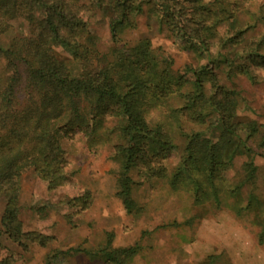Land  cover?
I'll use <instances>...</instances> for the list:
<instances>
[{
	"label": "trees",
	"instance_id": "16d2710c",
	"mask_svg": "<svg viewBox=\"0 0 264 264\" xmlns=\"http://www.w3.org/2000/svg\"><path fill=\"white\" fill-rule=\"evenodd\" d=\"M216 2L226 0H0V35L14 21L25 24L24 34L0 47V225L7 240L23 251L51 240L23 230L20 176L32 169L48 191L62 186L63 143L79 136L92 150L111 146L114 198L127 215L142 212L132 191L150 180L163 181L172 192L189 193L194 206L216 209L223 195L241 201L243 189L250 187L246 202L235 212L252 213L257 241L264 245V210L254 192L257 167L247 145L260 133L256 147L264 154V124L235 119L239 92L222 84L217 72L225 69L229 78L241 74L253 80L252 66L264 70V34L228 51L240 44L249 27L219 38V26L233 19L239 2H227L231 8L217 7ZM144 7L178 50L208 57L217 38V56L187 73L173 69L169 59L156 58L150 40L123 41L122 36L137 27ZM102 8L111 12L112 44L105 51L98 49V39L82 17ZM56 46L70 53L77 63L75 73L56 58ZM170 99L178 104L165 105ZM161 108L163 113L149 124L148 116ZM211 120L218 127L216 136ZM171 132L179 134L184 146L169 170L163 162L174 148ZM236 157L244 160L228 178ZM90 203L91 193L85 191L68 206L80 212ZM112 240L113 234L106 233L94 251L70 247L50 250L46 257L83 251L103 264H127L140 251L137 244L113 247ZM15 263L10 254L0 259V264ZM208 264H214V258Z\"/></svg>",
	"mask_w": 264,
	"mask_h": 264
},
{
	"label": "rangeland",
	"instance_id": "374dc122",
	"mask_svg": "<svg viewBox=\"0 0 264 264\" xmlns=\"http://www.w3.org/2000/svg\"><path fill=\"white\" fill-rule=\"evenodd\" d=\"M230 1L233 0H226L223 4L216 2L215 5L231 8L232 5L227 3ZM238 2V12L233 19L218 28L220 38L231 34L236 28L249 27L239 45L227 48L232 52L264 34V0ZM82 17L87 22L89 32L97 37L98 49L105 51L112 44L108 30L110 9H97L93 13H84ZM24 33V23L18 20L12 22L7 32L0 35V47H7L11 38ZM143 38L150 40L156 58L171 60L173 69L181 72L188 73L189 68L205 64L217 56V38L212 40L208 57L178 50L177 43L168 39L146 7L137 18V27L122 36V40L127 42ZM53 51L72 73L77 71V63L66 49L56 46ZM251 71L253 80L241 74L229 78L225 75V69L217 72L222 84L239 92V109L235 119L241 122L255 120L264 124V70L252 66ZM164 104L175 106L178 103L170 99ZM163 111L164 108H161L151 113L147 122L152 124ZM210 122L215 126L212 132L216 136L218 127L212 120ZM171 135L174 142L172 155L163 162L169 170L178 163L184 146L178 133L171 132ZM259 138L260 133L247 145L253 151L254 165L257 167L254 192L259 196L264 210V154L256 147ZM63 148L66 168L62 186L48 191L46 184L36 177L32 169L20 176L19 218L23 230L38 231L51 240L44 247L30 244L23 251L5 238L0 225V259L10 254L16 259L15 264H103L83 251L96 250L105 242L106 233H112L113 247L137 244L140 248L127 264H208L213 258L214 264H264V245L257 241V220L252 213L237 215L235 212L246 202L250 187L243 189L241 201L223 195L216 209L209 204L194 206L189 193L172 192L163 181L150 180L134 186L132 197L142 212L130 216L114 198L111 170L115 168V163L111 160V146H99L92 150L85 140L77 136L65 141ZM243 160V157L235 158L233 167L227 173L228 178L234 175ZM135 180L140 182L138 178ZM85 191L91 193V203L87 209L79 212L68 206L71 198ZM3 207L4 199L0 197V217ZM76 211L78 213H73ZM70 247L83 251L46 257L50 250L65 251Z\"/></svg>",
	"mask_w": 264,
	"mask_h": 264
}]
</instances>
